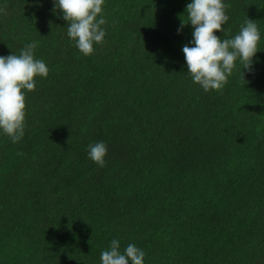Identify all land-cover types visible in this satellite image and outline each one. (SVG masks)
<instances>
[{"label": "trees", "instance_id": "trees-1", "mask_svg": "<svg viewBox=\"0 0 264 264\" xmlns=\"http://www.w3.org/2000/svg\"><path fill=\"white\" fill-rule=\"evenodd\" d=\"M190 2L106 0L105 40L85 56L53 0H0V55L39 41L50 68L23 139L0 132V264H101L113 239L144 264H264V0H224L215 34L250 18L261 51L222 92L187 72ZM99 141L104 167L88 156Z\"/></svg>", "mask_w": 264, "mask_h": 264}, {"label": "clouds", "instance_id": "clouds-1", "mask_svg": "<svg viewBox=\"0 0 264 264\" xmlns=\"http://www.w3.org/2000/svg\"><path fill=\"white\" fill-rule=\"evenodd\" d=\"M54 11L60 10L68 21L67 35L85 55L95 54V45L105 40L107 21L103 18L106 0H53ZM224 0H191L186 6L187 22L183 20L178 33L191 24L193 40L183 46L187 72L191 80L205 92H222L237 62L244 70L252 71L254 57L260 52L261 32L256 21L247 18L238 34L222 39L216 32H224L228 23ZM0 13L7 14L6 7ZM39 41L26 44L17 54L0 55V132L13 143H19L27 127V94L37 88V78H47L50 68L35 55ZM245 79V78H244ZM51 136V135H50ZM63 147V146H61ZM24 155V153H18ZM108 145L94 142L88 146L89 158L100 167L106 166ZM146 253L135 244H128L121 252L120 242L113 239L110 248L101 253V264H144Z\"/></svg>", "mask_w": 264, "mask_h": 264}]
</instances>
